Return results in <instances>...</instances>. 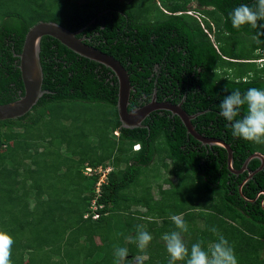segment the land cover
<instances>
[{"label": "trees", "instance_id": "trees-1", "mask_svg": "<svg viewBox=\"0 0 264 264\" xmlns=\"http://www.w3.org/2000/svg\"><path fill=\"white\" fill-rule=\"evenodd\" d=\"M193 3L214 36L187 14ZM240 4L255 0H0V105L25 93L18 54L28 31L53 21L81 30L87 44L121 62L133 86L129 111L156 94L159 102H183L191 115L204 112L193 120L197 131L230 144L240 170L252 154L264 155V144L234 137L219 114L232 90L264 89V63L252 62L264 59V21L234 28L229 13ZM41 63L49 92L27 115L0 122V229L14 239L12 264H118L115 247L128 249L119 264H168L162 236L179 231L172 215L187 223L189 249L216 242L215 227L238 264H264V194L256 199L264 169L240 189L248 172L232 173L227 150L197 141L171 112L122 128L111 69L49 36ZM108 164L115 170L98 193L100 175L83 171ZM260 166L253 159L248 170ZM147 171L155 181L143 183ZM134 207L145 212L138 216ZM142 224L152 235L143 251L134 243ZM136 256L145 260L133 263Z\"/></svg>", "mask_w": 264, "mask_h": 264}, {"label": "water", "instance_id": "water-1", "mask_svg": "<svg viewBox=\"0 0 264 264\" xmlns=\"http://www.w3.org/2000/svg\"><path fill=\"white\" fill-rule=\"evenodd\" d=\"M80 33L81 30L73 32L53 21H41L28 31L22 52L18 54V58L20 59L19 68L22 74L25 93L20 99L14 102L0 105V122L16 120L27 115L38 104L41 97L49 92L43 90L44 72L41 63L42 39L49 36L60 41L77 55L111 69L118 79L119 89L117 107L122 128H141L146 118L154 111H169L174 116H178L185 125L187 133L203 145L225 148L228 152V168L232 173L241 175L248 172V176L242 183L240 189L252 180L257 172L264 169V155L261 153H254L245 161L240 170H236L234 168V152L231 145L221 139L209 138L200 134L193 124V120L204 114V112L191 115L183 109V102L179 104L159 102L155 94L153 100L147 105L129 111L128 107L130 105L131 92L133 91L129 72L121 62L113 56L87 44L85 42L86 38L79 37ZM253 159H259L261 161V166L255 172L248 170L249 163ZM261 194L262 193H260L256 199H258Z\"/></svg>", "mask_w": 264, "mask_h": 264}, {"label": "clouds", "instance_id": "clouds-1", "mask_svg": "<svg viewBox=\"0 0 264 264\" xmlns=\"http://www.w3.org/2000/svg\"><path fill=\"white\" fill-rule=\"evenodd\" d=\"M188 7L187 14L196 18L201 27L211 36L215 28L213 27V30L210 31L205 25L207 22L211 24V20L202 11H199L200 7L197 9L190 7V5ZM229 18L236 29L245 25L257 28L258 21H264V0H255L254 6L240 4L230 11ZM260 35H264V33H260ZM253 39H257V36H253ZM261 53L264 55V51ZM252 62L261 65L264 63V59ZM219 108V114L229 122L228 127H230L234 137L256 144H264V89L253 87L243 93L239 89L232 90L229 95L223 98ZM242 108L245 109L243 116H241ZM139 149L140 145L134 146V150ZM262 194L264 193L262 192ZM170 219L179 231H171L162 236L169 255L168 264H177L178 261H186V264H238L234 248L223 235L218 233L215 227L210 230L217 233L216 242L209 243L207 248L203 247V241L196 242L189 249L182 236V233L188 232L187 223L179 215H172ZM136 228L134 243L143 251L151 242L152 235L145 230L144 225H137ZM13 244L12 236L0 229V264H12ZM127 255V248H114V256L117 258L118 264L124 261Z\"/></svg>", "mask_w": 264, "mask_h": 264}, {"label": "rangeland", "instance_id": "rangeland-1", "mask_svg": "<svg viewBox=\"0 0 264 264\" xmlns=\"http://www.w3.org/2000/svg\"><path fill=\"white\" fill-rule=\"evenodd\" d=\"M88 0H77V1H73V0H68V2H72L74 5H77V4H80V3H83V2H87ZM212 35L214 36V31H212ZM249 45V44H248ZM263 64V63H262ZM256 65L258 66V67H261L260 66V64H257L256 63ZM104 119H102V117L101 118H99V121L101 122V121H103ZM98 121V123H100ZM102 167V168H101ZM99 169L100 170H102V173L101 174H99L100 175V178L101 177H103L102 176V174L104 175V177H103V181L101 182V184L103 185L104 183H106L107 182V180H108V175L111 173V172H113L115 169L111 166V164H108L107 165V168H104L103 169V166H101ZM87 168V167H86ZM86 168L84 169V171H83V173L86 175V176H90L89 174H94L93 176H95V175H98V174H95V172L96 171H98L99 169H95L94 168V170L92 171V173H91V171L89 170V169H87L86 170ZM97 168V167H96ZM157 169V168H156ZM152 170H155V168H153ZM100 172V171H99ZM98 172V173H99ZM158 172V169L156 170V173ZM88 174V175H87ZM150 174H152L153 176H154V172H152V171H147V172H145V177H144V181H143V183H146L147 181H151V182H153V181H155V179L154 178H151L150 177ZM164 174V173H163ZM155 177H156V180H159L160 178V176H159V174H155ZM44 179V178H43ZM165 187L166 188H168V185H165ZM157 190V189H156ZM132 192H134V191H132ZM157 195V194H156ZM158 198V197H157ZM134 212L136 213V214H138V216L139 215H143V212H145V209L143 208V207H138V208H135L134 207ZM182 218V217H181ZM142 225H144V224H142ZM198 225V228L199 227H203V226H201L202 224L201 223H198L197 224ZM144 228L146 229L147 227H146V225H144ZM99 242V241H98ZM125 248H127V247H125ZM136 259L134 260V262L133 263H137V262H139V261H141V260H145V257H141V256H136L135 257ZM262 259H264V251H263V253H262Z\"/></svg>", "mask_w": 264, "mask_h": 264}, {"label": "built area", "instance_id": "built-area-1", "mask_svg": "<svg viewBox=\"0 0 264 264\" xmlns=\"http://www.w3.org/2000/svg\"><path fill=\"white\" fill-rule=\"evenodd\" d=\"M115 135L116 136H118V132H115ZM101 166H99V167H91V166H88L87 168H86V170L87 169H89L90 171H91V173H92V171L94 170V168L95 169H99ZM102 168V167H101ZM104 169V168H103ZM100 171V172H99ZM99 172V173H98ZM102 173V170H98V171H96L95 172V174H101ZM104 174V173H103ZM102 174V176L104 177V175ZM88 175V174H87ZM90 176H93L94 174H89ZM103 177H101L100 179H99V181H98V183H97V192L99 193V191H100V186H102V184H101V182L103 181ZM92 209H96V201H93V206H92ZM98 217V215L97 216H94V218H97Z\"/></svg>", "mask_w": 264, "mask_h": 264}, {"label": "flooded vegetation", "instance_id": "flooded-vegetation-1", "mask_svg": "<svg viewBox=\"0 0 264 264\" xmlns=\"http://www.w3.org/2000/svg\"><path fill=\"white\" fill-rule=\"evenodd\" d=\"M193 8H195V9H197V8H199V5L197 4V3H193L192 5H191ZM83 38H85V37H83ZM144 106V105H143ZM142 107V106H141ZM138 108H140V107H138ZM138 108H135V109H138Z\"/></svg>", "mask_w": 264, "mask_h": 264}]
</instances>
